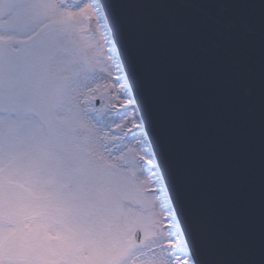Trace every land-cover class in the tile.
<instances>
[{"label":"snow or ice","instance_id":"6c2138e0","mask_svg":"<svg viewBox=\"0 0 264 264\" xmlns=\"http://www.w3.org/2000/svg\"><path fill=\"white\" fill-rule=\"evenodd\" d=\"M110 7L0 0V264H214L188 238Z\"/></svg>","mask_w":264,"mask_h":264},{"label":"water","instance_id":"95a60500","mask_svg":"<svg viewBox=\"0 0 264 264\" xmlns=\"http://www.w3.org/2000/svg\"><path fill=\"white\" fill-rule=\"evenodd\" d=\"M140 111L214 264L264 260V0H102Z\"/></svg>","mask_w":264,"mask_h":264},{"label":"rangeland","instance_id":"374dc122","mask_svg":"<svg viewBox=\"0 0 264 264\" xmlns=\"http://www.w3.org/2000/svg\"><path fill=\"white\" fill-rule=\"evenodd\" d=\"M94 103H95V106L97 107V108H100V106H101V103H102V101L99 99V97L94 101ZM106 111H107V109H106ZM121 111H123V109H121Z\"/></svg>","mask_w":264,"mask_h":264}]
</instances>
